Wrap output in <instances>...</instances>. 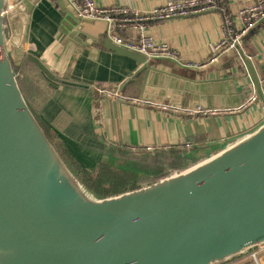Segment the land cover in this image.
Masks as SVG:
<instances>
[{
	"label": "water",
	"instance_id": "1",
	"mask_svg": "<svg viewBox=\"0 0 264 264\" xmlns=\"http://www.w3.org/2000/svg\"><path fill=\"white\" fill-rule=\"evenodd\" d=\"M41 1L13 0L10 8L11 0H0V264H230L264 245V122L213 156L135 190L101 197L78 182L16 73L13 51L25 56ZM56 1L79 28L94 23L70 13L67 0ZM16 19L19 47L10 44ZM100 46L138 65L128 82L152 69L107 37ZM233 52L232 72L219 83L239 80L243 101L253 87L264 104V56Z\"/></svg>",
	"mask_w": 264,
	"mask_h": 264
},
{
	"label": "crops",
	"instance_id": "2",
	"mask_svg": "<svg viewBox=\"0 0 264 264\" xmlns=\"http://www.w3.org/2000/svg\"><path fill=\"white\" fill-rule=\"evenodd\" d=\"M95 1L103 8L125 6L141 12L166 2ZM255 1L220 0L233 29L241 26L239 10ZM56 4V0H42L35 6L25 36V56L20 57L13 51L14 62L18 68L22 67V77L18 79L20 88L46 126L50 141L70 172L88 190L100 189L101 197H112L147 185L140 183L131 171L109 166L101 156L83 149L78 141L56 129L43 115L50 103L57 102L63 107L64 112L59 117V121L64 122L62 126L76 124L107 147L139 154L178 149L187 157L203 160L264 122V104L260 99L233 112L190 113L197 109H238L255 92L251 87L243 101L239 96L243 94L239 80L234 85L219 83L231 74L230 64L236 57V52L232 51L212 62L213 46L224 30L225 18L219 12L151 23L150 36L167 41L182 64L154 59L150 62L152 69L128 82V72H134L138 65L100 46L106 37L105 23L94 22L79 28L72 17L59 13ZM9 24L17 36L15 46L19 47L22 24L18 19ZM239 47L248 57L262 59L264 22L246 34ZM124 84L126 87L122 90ZM102 88L118 90L144 103L122 104L103 96ZM190 89L196 94H189ZM262 91L264 94L263 82ZM150 102L171 104L177 110H163ZM257 258L259 264H264V251L258 252ZM253 261L246 255L230 264H254Z\"/></svg>",
	"mask_w": 264,
	"mask_h": 264
},
{
	"label": "built area",
	"instance_id": "3",
	"mask_svg": "<svg viewBox=\"0 0 264 264\" xmlns=\"http://www.w3.org/2000/svg\"><path fill=\"white\" fill-rule=\"evenodd\" d=\"M68 9L76 17L103 22L106 25V37L115 45L143 55L148 62L154 59L175 60L182 64L177 52L173 50L167 41H158L150 36L148 28L151 23L170 21L173 19L198 16L206 12H219L224 16V30L222 37L214 44L212 62L228 52L235 51L241 44L246 34L256 29L264 22V0L244 5L238 14L241 23L237 30L231 27L232 21L221 5L220 0H166V2L148 12L136 11L125 6L103 8L95 0H67ZM189 66H193L190 64ZM100 93L108 98L115 99L122 104L144 103L140 99L125 96L118 90L102 88ZM259 101L256 92L241 105L238 109L226 111L200 109L190 113L220 114L244 109ZM150 104L160 107L163 110H177L171 104ZM264 251V245L258 246L248 254V258L259 264L257 253Z\"/></svg>",
	"mask_w": 264,
	"mask_h": 264
},
{
	"label": "trees",
	"instance_id": "4",
	"mask_svg": "<svg viewBox=\"0 0 264 264\" xmlns=\"http://www.w3.org/2000/svg\"><path fill=\"white\" fill-rule=\"evenodd\" d=\"M64 112L63 107L57 103H50L44 110V117L56 129L62 130L65 134L78 141L83 149L94 152L101 156L109 165L125 168L135 174L140 183L145 185L153 184L161 179L169 177L172 173H178L202 161L196 156L187 157L178 149L158 151L154 155L142 152L144 157L123 149H113L100 143L97 137L89 131L83 132L78 125L64 127L59 121L60 114ZM145 175V177H143Z\"/></svg>",
	"mask_w": 264,
	"mask_h": 264
},
{
	"label": "rangeland",
	"instance_id": "5",
	"mask_svg": "<svg viewBox=\"0 0 264 264\" xmlns=\"http://www.w3.org/2000/svg\"><path fill=\"white\" fill-rule=\"evenodd\" d=\"M10 8H12L13 7V0H11V2H10ZM165 22V21H164ZM12 24L10 25L9 24V33H10V44H11V41L12 40H14V38L15 37H17V36H15V34H14V32L12 31ZM11 48L13 49V46H11ZM22 67H20V68H18V66H16V73H17V75H18V79H20L21 77H22V69H21ZM19 81V80H18ZM58 147V146H57ZM132 153V152H131ZM148 153V152H147ZM156 152H153V153H148V154H151V155H154ZM132 154H135V155H137L139 158H142V157H144V154L143 153H141V154H139V152H136V153H132ZM96 176H97V174H95ZM92 177L93 178H95V176L94 175H92ZM143 177H145V175H143ZM99 191V192H98ZM97 191V194L98 195H102V191L99 189Z\"/></svg>",
	"mask_w": 264,
	"mask_h": 264
}]
</instances>
